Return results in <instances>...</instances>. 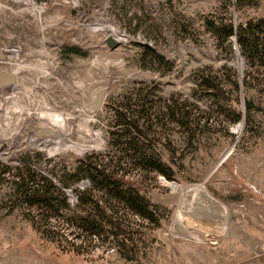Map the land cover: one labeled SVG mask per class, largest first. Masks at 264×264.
I'll list each match as a JSON object with an SVG mask.
<instances>
[{
  "label": "rangeland",
  "instance_id": "obj_1",
  "mask_svg": "<svg viewBox=\"0 0 264 264\" xmlns=\"http://www.w3.org/2000/svg\"><path fill=\"white\" fill-rule=\"evenodd\" d=\"M234 4L0 0V163L12 172L26 165L59 185L64 168L106 155L116 120L111 104L144 84L161 99L196 104L212 124L193 141L157 127L154 149L173 180L154 174L129 182L156 208L158 227L119 204V215L131 217L125 234L93 250L37 232L19 208L11 209L14 189L0 179V264H196L185 251L193 243L214 247L215 264H264V69L242 59L234 38L213 33L214 26L264 18V0ZM111 36L120 42L115 49ZM202 73L220 80L232 99L206 93ZM2 74L16 83L6 86ZM89 186L86 179L77 185ZM65 192L75 208L77 194ZM69 219L58 218L67 232L75 229Z\"/></svg>",
  "mask_w": 264,
  "mask_h": 264
},
{
  "label": "trees",
  "instance_id": "obj_2",
  "mask_svg": "<svg viewBox=\"0 0 264 264\" xmlns=\"http://www.w3.org/2000/svg\"><path fill=\"white\" fill-rule=\"evenodd\" d=\"M255 2L235 0L234 6L240 9ZM213 33L219 39L223 34L224 41L234 38L242 59L264 69V18L237 27L232 22L221 28L214 26ZM200 81L206 93L221 100L232 99L215 76L202 73ZM241 85L237 76L232 79L231 87L236 92ZM110 109L116 118L109 132L112 151L104 156L90 155L75 169L64 168L59 185L29 166L12 172L10 167L0 163V179L10 181L14 189L15 202L11 209L19 208L32 227L51 241L72 243L78 250H93L98 247L96 243L125 234L124 222L129 223L131 217L127 213L119 215L120 205L141 221L148 220L158 227L156 208L129 182L133 178L149 180L154 174L173 180L174 173L154 149L151 134L155 135L160 127L162 131L177 130L186 140L193 141L212 126L211 115L196 104L176 96L161 99L145 84L113 102ZM237 120L239 117L233 121ZM155 141L157 143L158 139ZM113 151H118L120 156L112 154ZM85 179L90 186L80 190L77 185ZM67 189H73L78 196V204L73 209L65 192ZM67 213L70 214L68 221L75 228L71 232H67L65 223L58 221ZM103 235L106 238L101 240Z\"/></svg>",
  "mask_w": 264,
  "mask_h": 264
},
{
  "label": "crops",
  "instance_id": "obj_3",
  "mask_svg": "<svg viewBox=\"0 0 264 264\" xmlns=\"http://www.w3.org/2000/svg\"><path fill=\"white\" fill-rule=\"evenodd\" d=\"M3 76H9V74H2ZM4 84L6 86H9L10 83L6 82L5 80ZM16 79L13 81L12 84L16 83ZM214 247H212L210 244H199V243H193L191 246V249H186L185 251L188 252L189 250L193 252L194 257L196 258V264H215V257L214 254ZM184 256V254H183Z\"/></svg>",
  "mask_w": 264,
  "mask_h": 264
},
{
  "label": "water",
  "instance_id": "obj_4",
  "mask_svg": "<svg viewBox=\"0 0 264 264\" xmlns=\"http://www.w3.org/2000/svg\"><path fill=\"white\" fill-rule=\"evenodd\" d=\"M107 43L108 45L110 46V48H117L119 46V41L117 40V38L111 36L107 39ZM3 80H5L6 82L12 84L14 79H13V76H3ZM105 93H106V90H102L99 95H98V101H97V108H99V105H100V102L101 100L104 98L105 96ZM50 134H55V132H48Z\"/></svg>",
  "mask_w": 264,
  "mask_h": 264
},
{
  "label": "bare ground",
  "instance_id": "obj_5",
  "mask_svg": "<svg viewBox=\"0 0 264 264\" xmlns=\"http://www.w3.org/2000/svg\"><path fill=\"white\" fill-rule=\"evenodd\" d=\"M27 1H30V0H27ZM121 40H123V39H121ZM11 52H16V50H14V49H12L11 50ZM239 129L240 128H242V126L240 125L239 127H238ZM59 138V137H58ZM62 141V139H61V137H60V139H58V141L56 142L57 144H60V143H62L61 142ZM47 142H49V141H47ZM46 142V143H47ZM169 186H171L173 189H177L178 187H176V185L175 184H169ZM176 191V190H175ZM188 191V190H187ZM201 194V193H200ZM204 196V195H203ZM202 197V196H201ZM203 198V197H202ZM207 199V198H206ZM202 201V200H201ZM200 202V201H199ZM205 202V201H204ZM201 203V202H200ZM198 206V205H197ZM201 207V206H200ZM200 209V208H199ZM210 216V215H209ZM196 218V217H195ZM209 218H211V217H209ZM211 220V219H210ZM194 222V221H193ZM219 222V221H218ZM192 223V222H191ZM190 224V223H189ZM196 224V223H195ZM193 225V224H192ZM196 226H197V224H196ZM200 226V225H199ZM215 226V225H214ZM202 227V226H201ZM204 228H205V226H203ZM202 227V228H203ZM209 228V227H208ZM224 228V227H223ZM222 229V228H221ZM225 229V228H224ZM224 229H222V230H219V234H223V230ZM204 230V229H203ZM211 230V229H210ZM207 231H209V230H207Z\"/></svg>",
  "mask_w": 264,
  "mask_h": 264
},
{
  "label": "built area",
  "instance_id": "obj_6",
  "mask_svg": "<svg viewBox=\"0 0 264 264\" xmlns=\"http://www.w3.org/2000/svg\"><path fill=\"white\" fill-rule=\"evenodd\" d=\"M98 248V247H97ZM114 251V249L112 250V252Z\"/></svg>",
  "mask_w": 264,
  "mask_h": 264
}]
</instances>
